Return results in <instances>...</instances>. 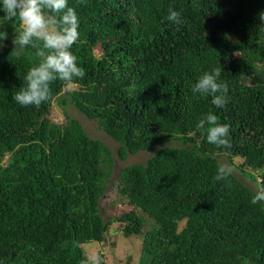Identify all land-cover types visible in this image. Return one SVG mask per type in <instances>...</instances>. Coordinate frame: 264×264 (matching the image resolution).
Instances as JSON below:
<instances>
[{
	"label": "trees",
	"instance_id": "1",
	"mask_svg": "<svg viewBox=\"0 0 264 264\" xmlns=\"http://www.w3.org/2000/svg\"><path fill=\"white\" fill-rule=\"evenodd\" d=\"M68 2L80 20L71 51L85 76L71 90L54 82L39 107L13 100L36 50L13 51L18 20L0 28L8 33L0 49V264H81L83 245L103 242L114 221L100 206L114 153L67 113L69 104L118 143L122 160L152 151L112 184L134 206L117 220L124 236L143 234L139 264H264V202L251 203L264 187V0ZM170 7L182 25L166 19ZM213 69L228 87L223 108L191 91ZM55 103L63 122L53 120ZM209 113L230 126V149L209 144L197 127ZM223 156L242 160L235 165L253 188L234 172L214 180ZM144 215L154 220L147 231Z\"/></svg>",
	"mask_w": 264,
	"mask_h": 264
},
{
	"label": "clouds",
	"instance_id": "2",
	"mask_svg": "<svg viewBox=\"0 0 264 264\" xmlns=\"http://www.w3.org/2000/svg\"><path fill=\"white\" fill-rule=\"evenodd\" d=\"M83 3V0H81ZM0 28L6 23L18 20L19 27L15 29L12 39L13 51L20 56L31 47L35 49L38 63L32 66L24 77V85L13 96V100L21 107L36 106L50 100L51 85L60 81L68 90L76 87L77 79H83L85 71L77 63V57L71 49L79 40V16L68 0H0ZM181 13L169 8L166 17L174 25H182ZM261 24L264 23V11L258 15ZM8 39L6 30L0 31V49L6 47ZM221 71L213 69L204 72L192 85L193 95L211 96L212 104L223 108L227 104L228 87L219 81ZM207 127L205 128V126ZM198 128L205 129L206 140L217 148L230 149V126L218 123V117L211 113L203 117ZM234 172L231 164H221L214 177L215 181L227 180ZM264 202V187L256 190L251 203ZM81 264H102L99 255H93L81 261Z\"/></svg>",
	"mask_w": 264,
	"mask_h": 264
},
{
	"label": "rangeland",
	"instance_id": "3",
	"mask_svg": "<svg viewBox=\"0 0 264 264\" xmlns=\"http://www.w3.org/2000/svg\"><path fill=\"white\" fill-rule=\"evenodd\" d=\"M77 87V86H76ZM75 87V88H76ZM63 106L55 103L52 109V117L54 121L63 122L65 120ZM65 110L69 115L80 120L85 130L93 137L101 139L107 144L113 151L115 156V169L112 177V182L108 184L105 196L101 199V210L102 214L107 218H114L112 221L106 238L103 242H87L83 245V249L88 257L98 255L101 251L105 255V261L107 264H126L127 260L131 259V264H139V258L142 249L141 235L124 236L122 232V223L117 220L123 213L134 209L133 204L130 201L129 195L122 193L114 184L117 173L122 170L125 166L134 163H143L151 156V150H142L135 154H130L127 159L122 160L118 154V143L105 131L100 129L99 124L95 120L89 119L86 115L78 111L73 105L69 104ZM177 144V143H172ZM242 160L234 158L233 161L228 156L220 158L221 164H231L234 167V173L238 175L247 185L250 187L255 185V180L248 176H245L236 167L235 164H239ZM253 188V187H252ZM145 224L143 230L147 231L153 228L154 220L144 215Z\"/></svg>",
	"mask_w": 264,
	"mask_h": 264
},
{
	"label": "water",
	"instance_id": "4",
	"mask_svg": "<svg viewBox=\"0 0 264 264\" xmlns=\"http://www.w3.org/2000/svg\"><path fill=\"white\" fill-rule=\"evenodd\" d=\"M130 261H131V259L127 260L126 264H131Z\"/></svg>",
	"mask_w": 264,
	"mask_h": 264
}]
</instances>
